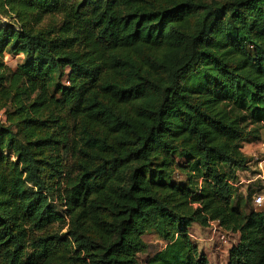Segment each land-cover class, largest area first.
Segmentation results:
<instances>
[{"label":"trees","instance_id":"16d2710c","mask_svg":"<svg viewBox=\"0 0 264 264\" xmlns=\"http://www.w3.org/2000/svg\"><path fill=\"white\" fill-rule=\"evenodd\" d=\"M263 128L264 0H0V264H211L193 223L264 264Z\"/></svg>","mask_w":264,"mask_h":264},{"label":"rangeland","instance_id":"374dc122","mask_svg":"<svg viewBox=\"0 0 264 264\" xmlns=\"http://www.w3.org/2000/svg\"><path fill=\"white\" fill-rule=\"evenodd\" d=\"M20 59L11 56L8 58V63L12 67H16L17 61ZM1 118L5 120V115L2 114ZM243 151L248 158L245 168H238L234 171L224 169L234 188V203L246 210L249 207L261 209L264 203L258 205L255 198L258 195L264 197V128L261 130L260 139L245 142ZM174 179L183 183L187 181V176L183 172H178ZM190 231L192 238L198 244L200 253L206 254L211 264H226L230 249L239 241V234L227 232L216 224L203 228L197 223H193ZM144 238L149 245V251L139 255L142 264H145L166 245L165 240L156 232L148 233Z\"/></svg>","mask_w":264,"mask_h":264},{"label":"built area","instance_id":"2783aa9c","mask_svg":"<svg viewBox=\"0 0 264 264\" xmlns=\"http://www.w3.org/2000/svg\"><path fill=\"white\" fill-rule=\"evenodd\" d=\"M255 201L258 205H262L264 203V197L262 195H258L256 198H255Z\"/></svg>","mask_w":264,"mask_h":264}]
</instances>
